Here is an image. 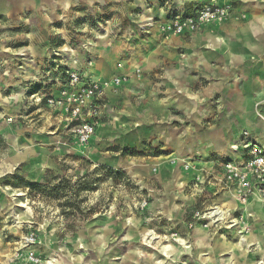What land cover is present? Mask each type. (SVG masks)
Returning a JSON list of instances; mask_svg holds the SVG:
<instances>
[{"label":"rangeland","instance_id":"374dc122","mask_svg":"<svg viewBox=\"0 0 264 264\" xmlns=\"http://www.w3.org/2000/svg\"><path fill=\"white\" fill-rule=\"evenodd\" d=\"M160 1L58 8L44 22L11 31L10 51L4 53H10L14 71L0 64V264L28 235L36 239L42 264H164L170 260L162 262V249L169 243L175 264H194L198 253H210L203 242L233 241L239 230L250 233L237 211L231 218L239 219V229L198 226L193 213L213 207L215 199L213 187L200 182L207 163H190L194 159L175 155L162 141L179 131L197 147L213 124L224 123L232 127L222 137L226 149L243 129L264 149V102L243 105L244 114L255 117L250 130L241 124V114L231 116L213 97L206 99L207 82L193 68L194 41L153 40L154 25L147 21H153ZM5 59L0 54V62ZM96 64L111 72L107 79L122 73L136 79L121 88L118 100H106L109 116L95 141L67 142L69 122L47 101L66 87V71L83 72ZM91 74L100 72L92 68ZM178 97L183 108L172 103ZM201 110L199 121L194 116ZM125 137L133 145L122 146ZM167 170L187 173L190 185L180 183L178 190ZM64 179L70 187L68 208L28 188L56 186ZM179 209L185 215L178 216ZM171 223L181 227L177 235L166 230ZM176 238L190 249H181Z\"/></svg>","mask_w":264,"mask_h":264},{"label":"crops","instance_id":"0c3cea01","mask_svg":"<svg viewBox=\"0 0 264 264\" xmlns=\"http://www.w3.org/2000/svg\"><path fill=\"white\" fill-rule=\"evenodd\" d=\"M125 1L134 3L138 7L142 4L138 3L139 0H0V49L3 52L0 54L1 56H6V59L3 60V63L0 62V64L2 66L5 65L8 72L14 71V62L9 58L10 53H4L10 51L9 40L11 39V31L14 27H24V25L30 23L35 24V22H41L44 20V17H49L58 8L80 7L104 9L106 7L120 5ZM166 2L177 8H182L185 4L181 0H162L158 2L155 7L156 10L154 11L156 15L151 18L153 21L161 22L166 18L167 8L164 6ZM236 7L237 11H241L246 15L244 22H236L233 20L221 27L209 28L199 33L177 37H166L156 29L155 25L152 27L155 33L153 34L154 38H152L155 41L159 39L166 41L175 38L181 43H184L186 40H190L191 43L194 41L197 48L193 50V68L207 82L206 86L209 90L206 91L204 89V91L210 92L211 94H205L206 99L213 97V103L223 105V111L231 116L237 117L238 114H241V124L245 128L252 130L251 123L253 120L251 119H255V117L252 116L249 119L250 116L248 113L246 115L244 114L242 107L248 103L261 104L264 102V0H238ZM153 21H147L149 26L154 25ZM206 48L208 51H206ZM92 68H96V71L100 72L97 76L101 75V79L94 74L88 75ZM76 73L81 75L85 81L99 83L103 88L101 97L93 104V114L88 117V120L95 124L94 135L88 143L90 144L97 139L98 133H100L99 128L104 125V120L109 116L106 100L108 98L118 100L121 96V88L130 84L131 79L136 78L134 74L132 76H123L125 73H122L123 75H120V77H125L127 79L126 82H121L118 86L113 85L112 80L107 79L111 75V72L106 71L99 64L93 65L83 72ZM163 84L164 81L161 82L162 86H164ZM172 103L178 108H183L185 102L182 98L178 97L173 98ZM114 113H119V110ZM166 113L169 115L170 112L166 110ZM203 116L204 113L201 110L194 117L200 121V118ZM62 117H65V115L62 114ZM65 120L68 121L67 119ZM66 125V141L74 144L78 143L69 129V123H66ZM260 127L264 130L262 123ZM117 128L120 132H123L120 127ZM231 128L227 127L224 123L213 124L209 133L206 134L207 140H204L203 137V141L200 146L197 144V147L193 144L190 145L186 139H183L179 131L174 133L175 138H172V140L169 138L167 140L166 136H163L162 142L167 145V148L170 147L175 152V155L179 157H191L194 161L190 163H196V161L197 163H207L206 168L209 169L205 174H201L200 182L202 185L207 183L213 187V197L215 199L211 200V205H219L232 212L237 211L236 214L244 217L245 224L250 229L248 235L243 234V232H238L233 241H222V239H218L214 240L210 245L207 242H203L202 245L205 246H202L203 250L209 247L210 253L206 254L202 251L198 255H194V264H264V205L258 201L256 202V200H252L244 206L238 204L233 199L232 191L224 189L221 182V163L225 160L238 161L242 154L240 141L241 135L246 129H243L239 137L233 143L229 144L226 149L227 145L222 137ZM250 139L252 142L257 143L252 137ZM121 141L122 146L133 145V139L129 137H125ZM257 144L262 147L261 144ZM234 146H239L237 151L232 149ZM214 151L217 154H213ZM198 157L200 159L196 160ZM178 173H181V178L177 177ZM164 174L175 179L174 183L176 187L180 183H182V188L190 185V179L186 175L187 173L167 170ZM197 198L200 199L199 196ZM207 207H210L209 204L203 208L196 209V211H203ZM179 211L182 214H178V216L185 215L186 210L179 209ZM168 215L174 216L177 214H163V216ZM166 230L169 233L177 235L181 231V227L176 225V223H171ZM182 239L176 238L174 242L181 249L189 250L190 246ZM165 247H168V250L167 254H164V251H162V262L168 259L170 260L169 263L166 262L164 264H175L174 259H171V244L169 243L168 246H164L163 249ZM250 248L255 249L256 252L251 253ZM30 249V251H33L40 258L37 246ZM14 253L8 254L3 264H10ZM22 253L25 255L26 251H22Z\"/></svg>","mask_w":264,"mask_h":264},{"label":"built area","instance_id":"2783aa9c","mask_svg":"<svg viewBox=\"0 0 264 264\" xmlns=\"http://www.w3.org/2000/svg\"><path fill=\"white\" fill-rule=\"evenodd\" d=\"M182 8L164 3L167 8L166 18L154 22L156 29L166 37H177L217 28L235 20L244 22L246 15L237 11L238 0H181ZM66 87L58 97L48 99V103L63 110L69 122V129L79 144L86 145L93 137L95 124L88 120L93 114V104L102 95V86L96 82L85 81L76 72L66 71ZM125 77L112 79L113 85L126 82ZM242 154L238 161L225 160L221 163L222 185L233 193V199L240 205H247L256 200L264 205V150L252 142L250 135L244 131L241 135ZM239 146L232 147L237 151ZM185 170L194 167L185 165ZM198 181V177L192 179ZM235 213L221 206H213L203 211H195L192 219L204 229L233 228L239 229L238 218H231ZM238 232H244L239 230ZM237 232V233H238ZM36 245L32 235L22 237L10 264H42V261L30 251ZM22 251H26L25 255ZM26 261V262H23ZM51 263V262H50ZM49 264V262H46Z\"/></svg>","mask_w":264,"mask_h":264},{"label":"trees","instance_id":"16d2710c","mask_svg":"<svg viewBox=\"0 0 264 264\" xmlns=\"http://www.w3.org/2000/svg\"><path fill=\"white\" fill-rule=\"evenodd\" d=\"M123 152H127V150H124ZM28 188L29 190H32L36 195H39L41 198H48L50 200L57 201L59 203L63 202L64 203L63 207L65 208L68 206V204L71 203V200L68 199L67 197L68 189H70V187H69V181L66 179L60 181V184L56 186H49L48 184L45 185L33 184V185H29ZM62 212L63 214L67 215V213H64L65 212L64 209L62 210Z\"/></svg>","mask_w":264,"mask_h":264},{"label":"bare ground","instance_id":"6f19581e","mask_svg":"<svg viewBox=\"0 0 264 264\" xmlns=\"http://www.w3.org/2000/svg\"><path fill=\"white\" fill-rule=\"evenodd\" d=\"M97 77H99V79H101V75H99V76H97ZM257 202V201H256ZM22 222V221H21ZM17 223V222H16ZM20 223V222H19ZM19 225V224H18ZM240 241V240H239ZM240 244V243H239ZM240 246V245H239ZM238 246V247H239ZM167 250H168V247H165L162 251H164V254H167Z\"/></svg>","mask_w":264,"mask_h":264}]
</instances>
